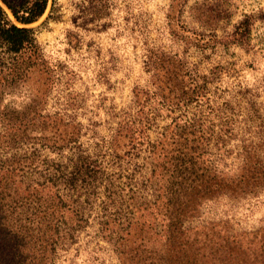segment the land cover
<instances>
[{
  "label": "rangeland",
  "instance_id": "obj_1",
  "mask_svg": "<svg viewBox=\"0 0 264 264\" xmlns=\"http://www.w3.org/2000/svg\"><path fill=\"white\" fill-rule=\"evenodd\" d=\"M245 20L248 30L240 27ZM28 26L35 29L54 70L46 111L70 124L76 141L73 148L52 151L29 128L27 138L36 144L17 138L6 147V157L25 158L36 145L53 162L66 165L82 153L90 165L86 179L70 188L61 183L58 196L47 189L38 196L43 208L55 204L48 210L49 215L54 211L51 218L65 216L64 235L47 247L45 257L40 246L26 252L31 264H121L111 230L128 220L146 193L137 170L145 153L131 162L119 159L112 140L123 122L135 118L130 113L136 88L158 90L153 84H158L159 70L152 63L156 58L176 57L205 84L206 94L184 108L153 109L147 130L151 140L174 116L202 109L204 125L219 148L214 147V154H223L226 170L236 172L246 154L264 165V0H50L44 14ZM232 32L248 34L239 43L229 40ZM38 78L31 77L33 86ZM12 99L11 107L18 110L27 104L23 98ZM228 127L231 135L224 134L225 143L217 144ZM70 169L58 174L65 177ZM14 198L23 206L14 213L4 211L11 228L22 225L31 234L51 219L31 214L38 204L35 196ZM221 220L232 233L264 228V185L242 198L207 202L194 223Z\"/></svg>",
  "mask_w": 264,
  "mask_h": 264
},
{
  "label": "trees",
  "instance_id": "obj_2",
  "mask_svg": "<svg viewBox=\"0 0 264 264\" xmlns=\"http://www.w3.org/2000/svg\"><path fill=\"white\" fill-rule=\"evenodd\" d=\"M49 1L0 0V264H31L25 253L37 246L45 257L47 247L63 238L61 223L65 216L51 218L54 211L49 215L48 210L55 204L43 208L38 196L44 189L58 196L61 183L70 188L89 175L90 165L82 153L71 157L66 165L40 154L36 145L25 158L6 157V147L17 138L36 144L34 138H27L29 128L37 130L43 148L52 151H64L76 141L75 133L70 134L72 126L59 114L46 111L54 70L37 41L35 29L28 26L44 14ZM8 11L22 25L15 23ZM240 27L248 30V20ZM247 34L232 32L228 38L241 43ZM173 58L153 60L155 71L159 70L158 84L153 83L158 90L136 88L130 113L135 118L123 122L112 140L119 159L131 162L145 153L137 170L143 176L141 185L146 193L127 221L116 230L110 228L121 264H264V228L232 233L223 220L194 223L207 202L227 196L238 199L258 191L264 185V165L246 154L236 172L226 170L223 154H214L217 146L213 132L204 125L202 109L192 115L174 116L153 140L147 134L154 119L153 109L184 108L200 102L206 94L205 84ZM33 74L39 77L35 86L30 82ZM16 97L27 101L21 110L11 107ZM6 99L8 102L3 103ZM229 132V127L224 129L216 143H225L224 134ZM70 167L69 175L58 174ZM25 195L37 198L32 215L51 218L31 234L22 225L11 228L4 212L12 209L14 213L15 208L23 206L14 196ZM26 210L29 215L31 208Z\"/></svg>",
  "mask_w": 264,
  "mask_h": 264
}]
</instances>
